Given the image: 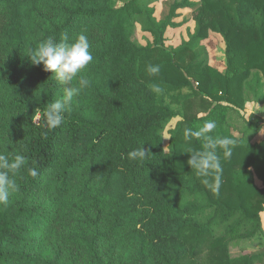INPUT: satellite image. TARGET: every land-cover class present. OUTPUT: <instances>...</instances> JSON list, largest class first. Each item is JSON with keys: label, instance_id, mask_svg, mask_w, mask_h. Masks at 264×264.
Wrapping results in <instances>:
<instances>
[{"label": "trees", "instance_id": "trees-1", "mask_svg": "<svg viewBox=\"0 0 264 264\" xmlns=\"http://www.w3.org/2000/svg\"><path fill=\"white\" fill-rule=\"evenodd\" d=\"M123 1L0 0V152L26 157L19 191L0 204V264H188L206 251L212 264H264V253L229 254V242L264 239V140L248 142L230 123V105L244 108L246 91L264 97V0H176L161 21L148 0ZM186 8L198 10L196 33L169 53L165 35ZM136 24L156 45L134 42ZM210 30L226 43L224 75L193 55ZM82 32L93 56L82 75L91 85L49 129L44 110L64 85L26 54L49 36ZM150 64L160 72L149 74ZM184 68L212 103L170 130L167 152L163 135L176 113L150 85H191ZM209 119L213 135L237 139L230 157L217 149L218 189L197 177L185 153L202 150L186 132ZM143 145V160L128 158Z\"/></svg>", "mask_w": 264, "mask_h": 264}, {"label": "clouds", "instance_id": "clouds-1", "mask_svg": "<svg viewBox=\"0 0 264 264\" xmlns=\"http://www.w3.org/2000/svg\"><path fill=\"white\" fill-rule=\"evenodd\" d=\"M91 45L88 36L83 32L75 39L70 40L67 34L57 41L55 37L49 36L42 40L37 47L30 48L26 54L34 66L43 65L44 71L53 73L59 84L64 85L63 95L54 102L47 105L44 110L45 126L55 129L62 125L66 112L70 111L74 97L90 87L91 81L85 78L83 70L93 60L90 51ZM147 71L151 75L160 72L159 65H148ZM78 79V84L73 81ZM150 89L156 94H162L164 89L159 84H151ZM217 128L215 120H206L202 126L196 129H188L187 138L195 137L202 142V150L193 151L189 149L185 153L190 154L187 163L191 170L196 171L197 177L203 178L202 182L213 189H218L221 183L222 165L217 149H222L225 157L232 155V149L237 144V139L232 135L217 137L213 135ZM145 145L135 148L128 153L132 160H143L148 154ZM26 157L24 154L8 155L0 152V204L6 205L10 197L19 191L16 182V174L25 167ZM32 177L38 175L34 167L27 169ZM211 177V180H209Z\"/></svg>", "mask_w": 264, "mask_h": 264}, {"label": "rangeland", "instance_id": "rangeland-1", "mask_svg": "<svg viewBox=\"0 0 264 264\" xmlns=\"http://www.w3.org/2000/svg\"><path fill=\"white\" fill-rule=\"evenodd\" d=\"M125 1L126 0L120 2L119 5L124 4ZM174 1L176 0H148V3L155 9L156 17L161 21L167 17L170 6ZM192 1L198 2L199 0ZM196 12H198V10L188 8L178 11L179 16L174 20L175 27L169 28L165 35L163 48L167 52L174 53L175 50L191 42L197 30V22L195 19ZM133 40L137 45L142 47L156 45L154 37L143 32L141 26L138 24L134 26ZM193 55L196 63L207 65L223 75L226 73V43L224 38L213 30H210L208 38L195 48V53ZM190 56L191 55L186 56L181 64L185 63V65H187L190 61ZM182 73L183 76L191 80V85L177 91H163L162 94H157L158 98L163 101L164 104L169 105L176 113L163 135L164 147L167 152L169 151L171 140L170 130H174L184 119L205 114L212 103L207 94L200 90L195 75L191 74V72H187L186 68L183 69ZM179 96H186L182 100V103L176 101ZM244 99L245 105L242 109L230 105L232 108L230 123L236 131H238L239 137L251 143L261 142L264 140V128L262 130H256L255 126L261 121H264V97L260 98L246 91ZM256 182L259 186H262V182L259 179H257ZM262 220L264 230V212L262 213ZM229 249L231 258L263 254L264 239L241 241L239 243L229 242ZM208 253L209 251H206L204 255L200 257L190 256L187 259V263L212 264L209 256H207Z\"/></svg>", "mask_w": 264, "mask_h": 264}]
</instances>
